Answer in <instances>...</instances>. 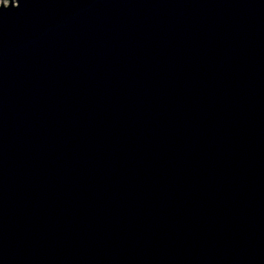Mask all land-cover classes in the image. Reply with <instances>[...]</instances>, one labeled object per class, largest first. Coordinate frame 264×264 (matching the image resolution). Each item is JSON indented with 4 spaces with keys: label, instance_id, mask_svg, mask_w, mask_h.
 <instances>
[{
    "label": "water",
    "instance_id": "water-1",
    "mask_svg": "<svg viewBox=\"0 0 264 264\" xmlns=\"http://www.w3.org/2000/svg\"><path fill=\"white\" fill-rule=\"evenodd\" d=\"M0 264H264V0H0Z\"/></svg>",
    "mask_w": 264,
    "mask_h": 264
}]
</instances>
